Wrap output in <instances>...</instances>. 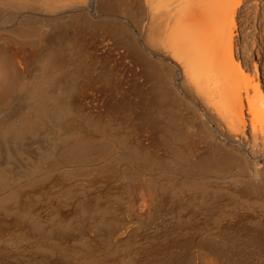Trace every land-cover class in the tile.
Instances as JSON below:
<instances>
[{"label": "bare ground", "instance_id": "1", "mask_svg": "<svg viewBox=\"0 0 264 264\" xmlns=\"http://www.w3.org/2000/svg\"><path fill=\"white\" fill-rule=\"evenodd\" d=\"M256 1L0 0V264H264Z\"/></svg>", "mask_w": 264, "mask_h": 264}, {"label": "rangeland", "instance_id": "2", "mask_svg": "<svg viewBox=\"0 0 264 264\" xmlns=\"http://www.w3.org/2000/svg\"><path fill=\"white\" fill-rule=\"evenodd\" d=\"M253 1V0H252ZM257 2V1H256ZM256 2H254V5L255 4H258L259 3V5H258V7H257V9H256V11H257V14L258 15H260L259 13H262V8L264 7V1H258L257 3ZM263 6V7H262ZM237 24H238V26L240 25V23H239V21H237ZM240 29H241V26H240ZM257 26L255 25L254 27H252L251 29H250V31H251V35H255L256 34V32H257ZM258 34V33H257ZM253 35V36H254ZM241 41V40H240ZM264 44V43H263ZM250 48H251V46H250ZM258 48L259 47H257V48H255V49H253V62L255 63V65L257 66V70H258V75L260 76L259 78H260V82H261V85H264V50H262V52H258ZM258 53V54H257ZM260 54V55H259ZM259 55V56H258ZM262 55V56H261ZM259 60V61H258ZM263 61V62H262ZM251 62V61H250ZM253 64H252V62H251V64H250V67H252L253 68V66H252ZM263 88V87H262ZM264 89V88H263ZM248 131H249V129H248ZM133 194H134V192H133ZM134 196H137V194L135 193V195Z\"/></svg>", "mask_w": 264, "mask_h": 264}]
</instances>
